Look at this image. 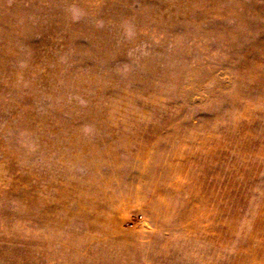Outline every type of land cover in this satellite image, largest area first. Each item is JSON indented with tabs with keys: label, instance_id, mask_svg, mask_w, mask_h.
<instances>
[{
	"label": "rangeland",
	"instance_id": "374dc122",
	"mask_svg": "<svg viewBox=\"0 0 264 264\" xmlns=\"http://www.w3.org/2000/svg\"><path fill=\"white\" fill-rule=\"evenodd\" d=\"M0 264H264V0H0Z\"/></svg>",
	"mask_w": 264,
	"mask_h": 264
}]
</instances>
